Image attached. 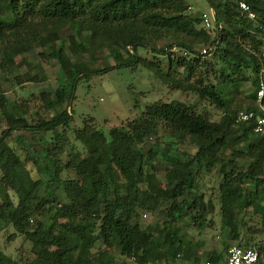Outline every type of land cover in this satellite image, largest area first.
Masks as SVG:
<instances>
[{
  "label": "trees",
  "instance_id": "trees-1",
  "mask_svg": "<svg viewBox=\"0 0 264 264\" xmlns=\"http://www.w3.org/2000/svg\"><path fill=\"white\" fill-rule=\"evenodd\" d=\"M205 1L214 17L212 31L205 30L200 14L187 12L190 7L181 0H0V56L8 71L16 70L13 56L30 51L34 44L61 71L54 98L44 99L45 109L53 111L50 119L32 122L23 114L17 118L0 88V114L6 124L0 135V230L11 226L29 242L32 264H111L114 257L134 264H168L176 259L198 264L201 260L173 224L184 218L194 224L202 218V197L192 191L197 173L214 164L219 166L220 228H228L230 239H235L234 217L249 207L264 221V139L252 133L253 120L235 124L240 111L234 113L227 104L228 95L248 83L252 91L242 111L259 114L255 93L264 57L263 35L257 26L264 23V0ZM239 2L248 5L255 23L239 12ZM55 27L70 30L67 45ZM158 41L164 46L157 47ZM200 46L207 50L204 55L197 49ZM99 47L107 49L114 66L97 70L79 59L82 53L93 58ZM138 49L165 58L169 73L173 67L170 50L188 55L191 63L182 58L173 68L181 69L187 79L171 77L172 90L192 93L221 109L222 119L212 122L178 100L156 101L106 135L83 124L75 132L83 154L73 150L64 165L73 171V179H61L48 150L39 147L29 159L44 181L31 179L15 149L7 145L8 136L14 131L25 133L27 145L38 147L49 133L51 140L62 145L72 116V109L67 111L62 105L74 100L77 84L120 68L141 65L150 70L138 57ZM206 57L209 60L203 61ZM198 67L204 79L200 74L194 84L188 78ZM38 74L43 77L41 71ZM160 74L156 71L157 77ZM261 104L264 107V95ZM160 130L167 132L164 147L159 149L155 142L144 151L142 141ZM21 134L15 138L17 145L25 140ZM185 139L195 145L194 154L177 150ZM55 148L61 150V146ZM235 159L246 160L245 165L239 166ZM157 174L163 176L161 189ZM41 188L44 195L37 200ZM7 190L13 193L15 204ZM56 190L63 193V203H58ZM160 201L166 203L161 227L140 229L131 223L137 209L152 212ZM196 209L199 213L193 212ZM95 243L104 249L94 247ZM236 245L254 248L257 264H264L263 247L248 242ZM222 254L211 251L204 260L220 264ZM0 264L16 262L0 250Z\"/></svg>",
  "mask_w": 264,
  "mask_h": 264
},
{
  "label": "rangeland",
  "instance_id": "rangeland-1",
  "mask_svg": "<svg viewBox=\"0 0 264 264\" xmlns=\"http://www.w3.org/2000/svg\"><path fill=\"white\" fill-rule=\"evenodd\" d=\"M181 1L185 6L190 7V10L186 9L189 13H198L201 16L203 13L209 14L211 10L205 0ZM211 29L209 30L212 31ZM70 34L71 32L67 27L57 29V35L59 39L63 40L65 45H67ZM156 45L157 47H162L164 42L158 41ZM202 47H197V49H202ZM95 53L93 58L87 57L85 53L79 54L78 57L81 61L87 63L90 68L97 70L114 66V61L109 56L106 48L99 47ZM137 54L144 64L149 66L150 70L145 69L141 65L132 68H120L101 73L98 76L92 75L89 82L82 81L77 84L73 93L74 100H69L66 105L65 103L62 105V108L67 111H69V107L72 109L71 122L69 128L63 133L64 141L62 145H58L54 140H51V134L49 133L42 136V142L38 147L27 145L29 142L25 138V133L21 134V132L14 131L8 136L6 139L7 145L13 150L15 149V153L23 161L31 179L44 181L43 174L37 172L29 159L30 156L38 153L39 147L48 150V157L59 168L61 179H73V171L69 168H64V165L71 158L73 150L83 154V148L75 138V132L83 124L100 130L106 135L111 128L124 127L136 117V114L143 107L156 101L178 100L192 107L195 113L205 116L212 122H218L222 119L223 112L221 109L199 100L192 93L172 90L170 85L171 77L177 80L187 79L181 69L173 68L176 60L184 58L190 62L191 58L188 55L176 49L170 50L168 56L173 67L169 73L165 58L154 56L145 49H138ZM208 60L209 57H206L203 61ZM13 63L17 67L14 73H10L0 56V88L3 93L2 96L11 110L17 118L23 114L32 122L38 119H50L53 116V111L45 109L44 99L54 98L57 88V77L61 72L57 62L48 56L47 53H43L37 44H34L30 51L13 56ZM39 71L42 72L43 77L39 76ZM156 71L161 73L160 77L162 79L156 76ZM202 71L198 67L195 75L188 78V81H192L195 84L200 74V78L203 80L202 73H200ZM166 79H169L168 83L165 82ZM251 91V86L245 83L240 85L236 92H231V95H228L227 102L229 110L234 113L244 110L249 103L248 96ZM4 130H6V124L0 114V135ZM18 134L23 135L25 138L21 145L15 143V138ZM165 135H167V132L160 130L156 136L145 138L141 143L142 149L144 151L148 150L155 142H157L159 149H162L166 142ZM54 146H61V150L53 149ZM177 150L187 155H192L196 147L191 141L185 139L182 144L177 146ZM223 157H228V152ZM238 164L239 166H244L245 160L239 161ZM218 167V164H214L208 169L202 168L196 176L197 186L192 193L196 197L199 195L202 197L205 206L202 218L197 219L194 224L187 218L173 224V227L180 229L184 239L190 243L191 252L200 260L205 259L211 251L222 254L229 246L238 242H241L242 245L244 242H248L251 246L264 248V221L260 217V213L253 212L250 207L236 213V217H234V223L236 224L235 239H230L228 228H220L221 210L218 197L220 178L216 173ZM145 170L149 171L147 167H145ZM156 178L159 180L158 188L161 189L164 185L162 174H157ZM6 193L13 204H15L16 200L13 193L9 190ZM43 195L44 192L41 188L36 194L37 200ZM54 195L58 203L64 202L63 193L60 190L54 191ZM182 199L188 200L185 196ZM165 209L166 203L163 201H160L158 207L152 212L137 209L136 216L131 219V223L136 224L140 229H145L146 227L154 228L155 226L161 227V223L164 221L163 213ZM193 212L199 213L198 209ZM41 220L45 221L46 219L43 217ZM153 238H157L155 232ZM94 247L104 249L99 243H95ZM29 249V242L21 234L16 233L11 226L0 230V250L15 261L16 264H32L33 258ZM261 261H264L263 253H261ZM111 264L134 263L130 259L120 261L117 257H114ZM156 264L166 263L158 262ZM168 264H191V262L176 259Z\"/></svg>",
  "mask_w": 264,
  "mask_h": 264
},
{
  "label": "built area",
  "instance_id": "built-area-1",
  "mask_svg": "<svg viewBox=\"0 0 264 264\" xmlns=\"http://www.w3.org/2000/svg\"><path fill=\"white\" fill-rule=\"evenodd\" d=\"M238 10L245 16L248 21L255 23V15L250 11L248 5L244 2L238 3ZM201 25L205 30L211 29L212 26V15L211 11L209 14H202L200 16ZM257 28L262 33V44H263V57H264V23H259ZM211 49V48H209ZM206 48L200 50V54L206 53ZM264 95V69L259 70L257 79V91L255 93L256 106L259 114L252 111H240L234 117V123H243L253 120L252 133L259 138L264 139V107L261 104V99ZM258 253L254 248H242L238 245H231L226 249L225 256L221 259L220 264H257ZM198 264H212L207 260H201Z\"/></svg>",
  "mask_w": 264,
  "mask_h": 264
},
{
  "label": "crops",
  "instance_id": "crops-1",
  "mask_svg": "<svg viewBox=\"0 0 264 264\" xmlns=\"http://www.w3.org/2000/svg\"><path fill=\"white\" fill-rule=\"evenodd\" d=\"M204 14H205V13H204ZM226 152H227V151H225L224 154H225ZM242 160H243V159H235V161L237 162V164H238L239 161L242 162ZM243 161H244V160H243ZM245 161H246V160H245ZM216 253H217V252H216ZM224 254H225V253H223L222 255H224ZM224 256H225V255H224ZM224 256H223V257H224Z\"/></svg>",
  "mask_w": 264,
  "mask_h": 264
},
{
  "label": "water",
  "instance_id": "water-1",
  "mask_svg": "<svg viewBox=\"0 0 264 264\" xmlns=\"http://www.w3.org/2000/svg\"><path fill=\"white\" fill-rule=\"evenodd\" d=\"M210 11H211V15H212V20L214 21V17H213L212 9H211ZM69 104H70V102H69Z\"/></svg>",
  "mask_w": 264,
  "mask_h": 264
}]
</instances>
